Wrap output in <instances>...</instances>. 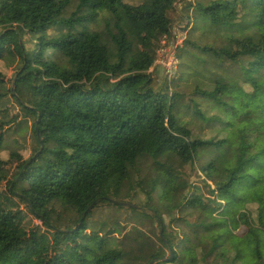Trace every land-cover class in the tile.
<instances>
[{
  "label": "trees",
  "instance_id": "trees-1",
  "mask_svg": "<svg viewBox=\"0 0 264 264\" xmlns=\"http://www.w3.org/2000/svg\"><path fill=\"white\" fill-rule=\"evenodd\" d=\"M173 3L0 0V145L27 123L37 145L25 157L8 154L14 165L0 159V166L15 172L0 177V197L20 200L39 222L26 227L21 211L0 210V264H264V0L190 5L191 25L202 19L212 37L222 35L218 42L183 41L179 74L163 88L149 70L159 39L171 34ZM99 19L104 33L75 29ZM189 20L184 30L192 32ZM241 26L245 34L236 36ZM56 28L64 38L35 39ZM231 69L253 90L244 94L240 113L224 100ZM105 76L114 81L109 89L100 86ZM201 102L237 120L234 138L220 136L218 128L229 124L208 116ZM167 154L197 173L209 196L226 198L220 209L219 202L182 183L181 175L163 176L165 215L182 238L174 242L163 232L169 261L158 253L148 258L118 250L110 228L102 235L86 232V221L110 190L130 186L148 207L155 182L143 175L142 157L156 161ZM111 207L164 229L163 217L151 209ZM53 214H68L71 229L49 227ZM199 215L206 217L196 224ZM230 217L241 223V239L226 229ZM243 239H249L245 250Z\"/></svg>",
  "mask_w": 264,
  "mask_h": 264
},
{
  "label": "rangeland",
  "instance_id": "rangeland-1",
  "mask_svg": "<svg viewBox=\"0 0 264 264\" xmlns=\"http://www.w3.org/2000/svg\"><path fill=\"white\" fill-rule=\"evenodd\" d=\"M143 1L147 0H131V3L138 4ZM196 1L197 0H174L173 9L170 11V18L172 21V27L170 32L172 38H167L168 44H170L171 41H175V39L181 45L185 40L200 41L203 43L206 40L210 39L211 41L218 42L219 38H221V33L219 34V37H216L215 39L214 37H212V31H210L209 29L206 30L205 28H202V19H197L196 25L193 24L196 30L192 32H189V30H184V27L186 26V21H188L189 18L190 20L188 26L190 29H193V25L191 24L193 23L192 19L195 18V13L194 9L189 8V6H195ZM65 16L66 15H64L63 17ZM248 24L249 23L245 25L248 27ZM86 28L90 31H98L100 33L105 32V24L103 22V19H99L96 24H87L84 26L76 27L75 29L76 31H82ZM248 29L252 30L254 28L248 27ZM204 32H206L205 37L202 36V33ZM241 34H245L242 29V26L238 30V35L236 36H242ZM41 36H50L54 39H62L65 37V34L61 33L59 28H56L46 34L36 35L35 39ZM31 40L32 43H34V39L31 38ZM158 45L159 42L157 44V48ZM27 47L29 48L31 46L27 44ZM108 47L109 51L112 53V48L110 46ZM157 48L155 49V51L157 50ZM155 51L153 57L155 56ZM170 54L171 52H169L168 48H163L159 51L157 59L159 61H166L170 57ZM178 54L179 53H177V58ZM176 64L177 65L176 68L174 67L175 71L174 74H172L171 79H175L177 77V74H179L177 73L180 69L179 58L177 59ZM61 70L66 71V68L62 67ZM13 72L14 71L10 69L8 71V76H12ZM149 73H152L155 78L158 77L157 70H154ZM218 73H221V71H219ZM225 75L226 82L229 88V93L227 94L224 100L227 102V104L233 106L240 113V109L242 107L241 102L245 101L244 94L250 95L252 94L253 90L248 85H243L239 81L238 72L236 69H231ZM100 86H102L104 89H109L112 87V84L108 81L106 77H103L101 78ZM162 87L167 88V86L164 84L162 85ZM19 92L21 94H24L25 87L21 86L19 88ZM201 104L205 113L208 116H218L223 119L225 123L229 124V126H225L221 129L218 128L220 136L223 134L231 139L234 138L237 129L239 128L237 120L233 116L224 113L221 109H216L205 102H201ZM15 109L19 114L24 113L23 108L17 104L15 105ZM31 128V124L27 123V125H23L19 130L15 132L13 131V133L8 136L5 142L0 145V159L8 161L9 165H14L16 164V160L8 159V154L12 152H18L21 156L25 157L30 155L34 149H37V145L35 143ZM212 132L213 133L211 135H214L215 132ZM211 135L209 134V136ZM50 148H53V145H50ZM142 162L143 175H149V178H151V180L155 182V189L151 195L152 202L150 203V205L147 207L145 197H140L137 192L130 186L125 185L120 191L110 190L107 192V197L105 198V201H102L98 205V207L92 212V214L86 221V232L88 233L94 230L98 231L99 234L102 235L110 228L111 230H114L116 232L114 233V237H116V247L118 250L129 254L141 253L142 255H145L148 258L151 257L154 253H158V255L162 256L163 258L169 256L168 259L170 260L172 256L170 255V252L168 253L167 241L164 239L163 234L166 233L167 238L173 239L174 242L180 241L182 238L179 235V232H176V228L174 227V225H172L170 221H168L165 215L167 203L164 198V191L162 189L164 181L163 176L167 173L181 175L182 183L190 185L191 188L196 189L197 192L200 193V196L204 198V200H209L210 202H219L220 209L226 202V198L221 199L217 193L209 196L207 193V189L200 182V176L197 173L191 174V172L186 169V167L175 155L167 154L166 156L156 161H153L150 158L143 156ZM14 175V171H6V167L0 166V177L5 176L6 178H13ZM115 204H119L123 207L125 206V208L135 209L138 211H143L142 209L148 208L157 212L163 217V220L165 222L163 231L155 222L149 220L141 214L131 213L126 209L111 207V205ZM12 208L21 211L23 224L26 227L39 225V222L30 216V214L24 208V205L20 200L15 198L12 199L11 202L7 203L6 201H4L3 197H0V210H11ZM146 210H144V212L148 216L152 215V213ZM215 215H217V213ZM205 217L206 215H199L195 222L192 220L191 221L198 224L202 220H204ZM214 218L219 219L220 217L214 216ZM71 220L72 219L68 214L60 216H56L55 214H53L49 220L51 223L49 227H57L63 229L64 231H68L73 226ZM240 226V222L239 224L235 223L232 221L231 217L229 218L226 225V229L231 233L232 238H234L235 240L238 238H242V235L240 233ZM247 240L243 239L240 244L243 249ZM168 259H164L163 261L167 262L169 261ZM143 263L144 262H140L139 264ZM150 264H152V261L150 262ZM225 264H229V262H225Z\"/></svg>",
  "mask_w": 264,
  "mask_h": 264
},
{
  "label": "built area",
  "instance_id": "built-area-1",
  "mask_svg": "<svg viewBox=\"0 0 264 264\" xmlns=\"http://www.w3.org/2000/svg\"><path fill=\"white\" fill-rule=\"evenodd\" d=\"M171 33V32H170ZM167 38H172V35L170 34L168 37L163 36L159 39V45L157 50L155 51V56L153 57V64L150 68L149 72H152L154 70L158 71V79L161 82V84L168 86L173 79H171L172 74H174L175 68H176V61H177V53L178 48L180 47L179 42L175 39V41H171L170 44L167 43ZM163 48H168L169 52H171L170 57L166 61H159L157 59V55L159 54V51ZM175 67V68H174ZM152 74V73H150ZM108 78V76H105ZM114 81H110L111 84H113Z\"/></svg>",
  "mask_w": 264,
  "mask_h": 264
},
{
  "label": "water",
  "instance_id": "water-1",
  "mask_svg": "<svg viewBox=\"0 0 264 264\" xmlns=\"http://www.w3.org/2000/svg\"><path fill=\"white\" fill-rule=\"evenodd\" d=\"M12 94L15 96V98H16V100L21 104V105H24L21 101H20V99L19 98H17V96L15 95V93H14V89L12 88ZM41 147H42V145H41ZM32 159H34V158H32ZM28 164H30V162L28 163ZM92 208V206L90 207V208H88V210L85 212V214L83 215V217H82V219H84V217L87 215V213L89 212V210ZM82 219H81V221H82ZM169 260V259H168Z\"/></svg>",
  "mask_w": 264,
  "mask_h": 264
}]
</instances>
